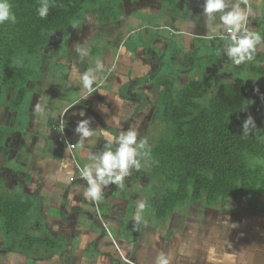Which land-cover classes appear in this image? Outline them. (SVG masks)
Returning a JSON list of instances; mask_svg holds the SVG:
<instances>
[{"label":"crops","instance_id":"crops-1","mask_svg":"<svg viewBox=\"0 0 264 264\" xmlns=\"http://www.w3.org/2000/svg\"><path fill=\"white\" fill-rule=\"evenodd\" d=\"M127 1L136 7L116 33L84 21L49 39L38 65L30 61L36 73L25 82L24 105L16 106L15 92L0 86V126L8 131L0 147V184L34 203L23 238L7 236L0 216V264H264V189L226 205L187 203L157 215L161 190L156 197L152 186L159 185L144 169L152 170L154 159L144 150L149 121L143 117L152 116L154 106L147 113L139 108L146 79L160 71L163 58L167 68L187 71L178 76L183 84L192 76L230 80L234 70L264 62V0H224L225 8L211 14L206 0ZM237 7L261 36L252 59L239 64L226 57L221 39L229 27L221 15ZM85 74L91 88L84 86ZM60 119L75 143L72 151L57 139ZM82 122L90 135L79 130ZM129 130L137 133L138 164H130L119 182L101 179L96 169L103 153L113 143L117 150ZM80 168L98 185L95 196ZM34 238L48 244H34Z\"/></svg>","mask_w":264,"mask_h":264},{"label":"trees","instance_id":"trees-1","mask_svg":"<svg viewBox=\"0 0 264 264\" xmlns=\"http://www.w3.org/2000/svg\"><path fill=\"white\" fill-rule=\"evenodd\" d=\"M124 1L8 0L16 22L0 24L1 89L15 92V105H24L25 82L36 73L30 61L33 67L38 65L49 39L79 27L87 15L96 27L105 24L103 16L115 18ZM45 4L47 12L41 17L39 9ZM90 28L95 29L93 25ZM226 42L225 55L230 59V42ZM165 64L163 58L160 71L145 78L146 88L139 99L142 112L154 106L151 124L160 121L167 128L166 137L144 148L154 159L151 174L159 179L157 215L163 217L187 203L226 205L264 189L263 86L238 75L224 81L206 75L215 79L214 83L192 76L183 84L178 76L187 71L167 69ZM250 69L264 78V65L251 64ZM7 133L0 126V147ZM33 204L0 184L1 226L7 236L23 238ZM33 243L48 244L40 238H34Z\"/></svg>","mask_w":264,"mask_h":264},{"label":"clouds","instance_id":"clouds-1","mask_svg":"<svg viewBox=\"0 0 264 264\" xmlns=\"http://www.w3.org/2000/svg\"><path fill=\"white\" fill-rule=\"evenodd\" d=\"M47 4L39 9V15L41 17L46 15ZM225 8L224 0H206V12L211 14L213 12L222 10ZM245 12L237 7L235 10L228 12L227 14L221 15V20L225 25L229 26L228 31L232 33L231 44L232 46L228 49V54L234 58V62L239 64L245 59H252L255 52V46L261 41V36L258 33H251L245 28L246 35L237 37V32L244 27L243 21L245 20ZM5 21L11 23L16 22V16L11 10V5L8 0H0V24ZM211 39V37H209ZM224 39V37H221ZM85 87L91 88L92 80L89 75L85 74L82 77ZM86 122H82L80 125L81 131L85 136L90 135L88 129L84 126ZM107 135V133L105 134ZM137 133L134 130H129L126 134L119 137L120 147L112 150L111 144H109L108 150L105 151L100 160V167L96 170L101 179L105 176L115 179L119 182L123 179V176L128 169L130 164L137 163L135 157L137 155V149L132 147L136 143ZM143 145H140L142 147ZM139 166V165H138ZM120 169V174L113 176L114 169ZM85 175L89 178L92 183L90 194L95 196L99 192V187L94 180L91 178V173L86 172ZM143 207V205H141ZM160 264H167V261L161 259Z\"/></svg>","mask_w":264,"mask_h":264},{"label":"rangeland","instance_id":"rangeland-1","mask_svg":"<svg viewBox=\"0 0 264 264\" xmlns=\"http://www.w3.org/2000/svg\"><path fill=\"white\" fill-rule=\"evenodd\" d=\"M127 0L126 1H124L123 2V5H121V4H119V6H118V10L116 11V13H115V18H106L105 16H103V18H104V20H106V24H104V30L106 31V32H108L109 30L110 31H113V29H115L114 31H115V33H116V31H117V29H118V26L120 27V30L121 29H123V26H124V24H123V22H124V18L125 17H127V13H130L129 11L130 10H132L133 8H135L136 7V2H134V3H131V4H129V7L127 6ZM127 7H128V9H127ZM142 8V7H141ZM142 10V9H141ZM124 12V13H123ZM92 14V13H91ZM88 16V18H87V22H92V16H89V15H87ZM103 18H102V20H103ZM123 24V25H122ZM121 25H122V27H121ZM95 31H97V28H95L94 29ZM94 30H92V29H88V32H90V35L92 36V38H95V31ZM119 30V31H120ZM257 31V30H256ZM258 32V31H257ZM135 33L136 32H133V35H135ZM167 34H165L164 33V35H163V38L164 39H166L167 41L165 42L166 44H168L169 43V37H167L166 36ZM135 36H138V35H135ZM164 39L162 40L163 41V43H164ZM161 41V40H160ZM145 42V41H144ZM146 43V42H145ZM161 43V42H160ZM262 44H263V42L262 43H260L259 44V46H258V48H261L262 47ZM147 48H148V45H147ZM169 48H171V46L169 45ZM149 51H150V49H148L147 50V52L149 53ZM151 52V51H150ZM178 53V51H176L175 49H174V54H177ZM169 56H170V50L167 52V54H164L163 55V57H165V59L167 60V59H169ZM175 56V55H174ZM253 61V60H252ZM151 63H153L152 61H151ZM258 64H260V65H264V62H257ZM165 65H167V63L165 64ZM169 67H171L170 65H168ZM168 69V68H167ZM148 74H150L151 75V73H152V70H150V69H147V71H146ZM173 72H176V70H174ZM237 72V69L236 70H234L232 73H234L235 75H238V76H241L242 78L244 77V79L247 81H253V82H251V83H254V84H260L261 86H263V88H264V78H259V77H257V76H255L254 74H252V72H251V69H250V65H248V66H243V69L240 71V72H238V73H236ZM234 75V76H235ZM220 80L219 81H224L225 80V78L224 77H226V75L225 74H220ZM230 79V78H229ZM232 79V78H231ZM230 79V80H231ZM183 81L185 80V79H182ZM146 85V84H145ZM147 87H148V85H147ZM264 92V91H263ZM262 92V93H263ZM262 95V94H261ZM143 120H144V123L146 124V122H148L149 121V123H148V129H147V131H146V139H145V142H146V144H145V146L147 145V146H152L153 144H155L158 140H160V139H162L163 137H166L167 135H166V131H167V128H166V126H165V124H161V122L160 121H158V122H156V121H154V123L155 124H151V120H152V116L151 115H146V117H143ZM144 142V143H145ZM76 147V146H75ZM111 147H112V150L113 151H115L116 149H115V144L113 143L112 145H111ZM75 149V148H74ZM107 150H108V148H107ZM106 150V151H107ZM35 167H37L36 165H35ZM82 167V166H81ZM83 169V168H82ZM81 168H80V171H81V173H82V175H84V177H86L87 178V176L85 175V173L86 172H88L87 171V169L85 168V171L84 170H82ZM144 169H145V171L146 172H149L150 171V173H151V171L152 170H150V167H149V165L148 164H145L144 165ZM158 179V178H157ZM155 180L156 181V183H158V180ZM145 180V179H144ZM144 180H142V178H141V182H144ZM159 184V183H158ZM57 185H58V183H57ZM156 185V184H155ZM153 185L152 187L154 188V190L157 192L156 193V197H157V195H158V193H159V191H160V189H159V187L156 185ZM130 186V185H129ZM135 186V184L133 183V185L131 186V189H132V187H134ZM117 189H125V187L123 186V185H117ZM119 192H121V191H119ZM179 207H181V206H179ZM165 220H167V219H165ZM164 219H162V221L164 222L165 221Z\"/></svg>","mask_w":264,"mask_h":264},{"label":"built area","instance_id":"built-area-1","mask_svg":"<svg viewBox=\"0 0 264 264\" xmlns=\"http://www.w3.org/2000/svg\"><path fill=\"white\" fill-rule=\"evenodd\" d=\"M244 27H242L238 32H237V37H242L246 35L247 33L245 32V28L248 30V32H251L249 26H248V21L247 18L243 22ZM252 33V32H251ZM231 35L232 33L228 31V29L225 30V32L221 35V37H224V40L229 41L230 44L228 48L232 46L231 44ZM59 136L57 137L59 144H62V146L68 148L70 151L74 150L75 148V143L72 140L68 130L65 127V124L62 119L59 120Z\"/></svg>","mask_w":264,"mask_h":264}]
</instances>
